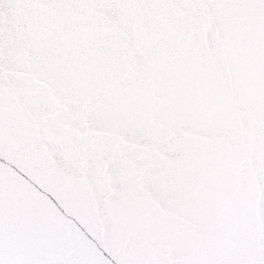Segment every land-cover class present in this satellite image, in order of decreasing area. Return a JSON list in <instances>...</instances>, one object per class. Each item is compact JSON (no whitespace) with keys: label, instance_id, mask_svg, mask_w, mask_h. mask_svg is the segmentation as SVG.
I'll use <instances>...</instances> for the list:
<instances>
[{"label":"snow or ice","instance_id":"snow-or-ice-1","mask_svg":"<svg viewBox=\"0 0 264 264\" xmlns=\"http://www.w3.org/2000/svg\"><path fill=\"white\" fill-rule=\"evenodd\" d=\"M0 264H264V0H0Z\"/></svg>","mask_w":264,"mask_h":264}]
</instances>
